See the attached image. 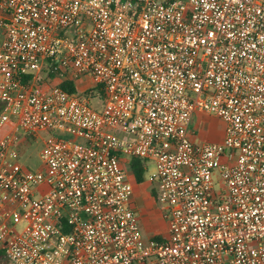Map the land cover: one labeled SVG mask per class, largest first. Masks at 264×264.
Returning <instances> with one entry per match:
<instances>
[{
    "label": "built area",
    "instance_id": "2783aa9c",
    "mask_svg": "<svg viewBox=\"0 0 264 264\" xmlns=\"http://www.w3.org/2000/svg\"><path fill=\"white\" fill-rule=\"evenodd\" d=\"M0 37L10 264H264V0H0ZM198 112L222 142L192 139ZM126 158L154 163L164 237H143Z\"/></svg>",
    "mask_w": 264,
    "mask_h": 264
},
{
    "label": "rangeland",
    "instance_id": "374dc122",
    "mask_svg": "<svg viewBox=\"0 0 264 264\" xmlns=\"http://www.w3.org/2000/svg\"><path fill=\"white\" fill-rule=\"evenodd\" d=\"M42 76L43 77L47 76L46 69H45V72L42 71ZM54 83H56V81ZM86 86H88V85H82L81 88L85 89ZM101 100L102 99L96 98L93 101L94 108L101 109V107L103 105V102H101ZM194 122L196 124V122H197L196 119L194 120ZM203 122H204V132L207 134L208 138L214 139L221 134L223 125L218 119H216L212 116H206L203 118ZM198 131H200V130H198ZM6 133H8V132L3 131V135ZM199 133L200 132H197V135H199ZM50 135L51 134L49 132H41L37 138H30V139L26 140L24 142V144L26 146H24V147H23V145L20 146V149H21L20 162L24 167H27L32 171H37V170H40L42 168V160H41L40 152L44 147V140L47 139ZM1 136H2V130H0V137ZM130 160L131 159L126 158L125 163H124V166H126L125 170L130 169L129 168ZM153 170H154V163L153 162H147V171H146V175H145V181L149 182V183L147 185H143L142 187H143V189L148 188V193H149L148 197H149V201L152 204L153 209L156 210L157 212L161 213L162 218L164 219V215H166L168 212V205L159 200L156 184L153 182H150V175H151ZM36 196H38V195H36ZM146 200H148V199H146ZM146 200H144V201H146ZM139 208H140V210H139ZM141 208H143V206H141L139 204L135 208L136 215L138 217H140V215H142L141 214L142 213ZM23 227H24V222H20L17 226V231L20 232L23 229ZM159 238H161V237H159ZM6 264H10V263L6 262Z\"/></svg>",
    "mask_w": 264,
    "mask_h": 264
},
{
    "label": "crops",
    "instance_id": "0c3cea01",
    "mask_svg": "<svg viewBox=\"0 0 264 264\" xmlns=\"http://www.w3.org/2000/svg\"><path fill=\"white\" fill-rule=\"evenodd\" d=\"M206 116H212V115H209L206 113H200V112L195 114L193 121H192L193 124L191 123L190 125V133L192 135V139L196 142H212V143L222 142L224 138V123L220 119L212 116L218 119L222 123L223 128H222L221 134L218 137L214 139H210L208 138L207 134L204 132L203 118ZM195 119L197 121L196 124L194 122ZM13 130H14V126H12L11 124H8L2 129V135H3V131L11 132ZM197 132H200L199 135H197ZM129 166H130V163H129ZM126 172H127V176L129 180L131 181L134 187L132 205L134 209L136 208V206H138V204L143 206V208H141L142 215H140L139 217V222H140V227H141L144 239L147 240L150 238L164 237L167 232V223L162 218V214L153 209L152 204L149 201V197H148L149 196L148 188L143 189L142 187L143 185H147L149 182L144 181L139 184L136 182L134 175L130 169L126 170ZM144 200H146L147 202Z\"/></svg>",
    "mask_w": 264,
    "mask_h": 264
},
{
    "label": "trees",
    "instance_id": "16d2710c",
    "mask_svg": "<svg viewBox=\"0 0 264 264\" xmlns=\"http://www.w3.org/2000/svg\"><path fill=\"white\" fill-rule=\"evenodd\" d=\"M60 86L64 89H70L71 91H74V84L70 81H64L60 84ZM86 93L90 94V90H87ZM102 97L103 91L101 88H98L96 93L92 94V98L102 99ZM129 167L137 183L140 184L145 181V175L147 171L146 161L138 158H131ZM6 262L8 261L5 259L3 252L0 251V264H6Z\"/></svg>",
    "mask_w": 264,
    "mask_h": 264
}]
</instances>
